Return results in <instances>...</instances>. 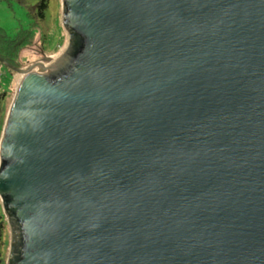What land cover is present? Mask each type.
<instances>
[{
	"label": "water",
	"instance_id": "obj_1",
	"mask_svg": "<svg viewBox=\"0 0 264 264\" xmlns=\"http://www.w3.org/2000/svg\"><path fill=\"white\" fill-rule=\"evenodd\" d=\"M0 140L7 264H264V0H62Z\"/></svg>",
	"mask_w": 264,
	"mask_h": 264
},
{
	"label": "rangeland",
	"instance_id": "obj_2",
	"mask_svg": "<svg viewBox=\"0 0 264 264\" xmlns=\"http://www.w3.org/2000/svg\"><path fill=\"white\" fill-rule=\"evenodd\" d=\"M38 1L28 0L26 6L20 5L15 1L11 3L0 1L1 36L13 38L21 36L23 31L30 30L35 33V40L17 54L16 64L12 66L22 69L27 68L45 57L57 58L65 50L68 35L63 26L62 0H48L49 7L46 11V20L35 23L29 15L30 10L28 7L36 5ZM20 76L21 74L14 72L0 60V94H5L3 100L4 111L0 122L2 120L6 122L11 103L21 82L19 80ZM11 242L12 236L8 224L4 235L3 247V257L7 260L6 264L11 250Z\"/></svg>",
	"mask_w": 264,
	"mask_h": 264
},
{
	"label": "trees",
	"instance_id": "obj_3",
	"mask_svg": "<svg viewBox=\"0 0 264 264\" xmlns=\"http://www.w3.org/2000/svg\"><path fill=\"white\" fill-rule=\"evenodd\" d=\"M1 2L11 3L17 2L20 5L26 6L28 0H0ZM49 7L48 0H39L36 5L28 7L30 10V16L34 22H44L46 20V11ZM0 29V58L5 62L14 65L16 64L17 54L22 51L24 48H27L35 40V33L30 31H23L21 36H16L13 38H6L1 36ZM5 94H0V121L3 116V100ZM5 120V116H4ZM5 126V121L0 122V140L2 138L3 129ZM8 228V221L4 212V209L1 205L0 200V264H6V259L3 257V247H4V235L5 231Z\"/></svg>",
	"mask_w": 264,
	"mask_h": 264
},
{
	"label": "bare ground",
	"instance_id": "obj_4",
	"mask_svg": "<svg viewBox=\"0 0 264 264\" xmlns=\"http://www.w3.org/2000/svg\"><path fill=\"white\" fill-rule=\"evenodd\" d=\"M23 77H24V76L21 74V76H20V79H19V80H21V81H22Z\"/></svg>",
	"mask_w": 264,
	"mask_h": 264
}]
</instances>
